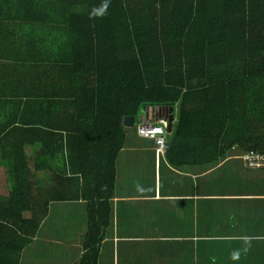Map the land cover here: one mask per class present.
Returning <instances> with one entry per match:
<instances>
[{
    "label": "trees",
    "instance_id": "obj_1",
    "mask_svg": "<svg viewBox=\"0 0 264 264\" xmlns=\"http://www.w3.org/2000/svg\"><path fill=\"white\" fill-rule=\"evenodd\" d=\"M101 2L0 0V264H20L48 197L66 198L57 176L80 175L83 197L110 190L127 116L176 106V166L264 153V0H110L91 18ZM93 208L76 264L96 261Z\"/></svg>",
    "mask_w": 264,
    "mask_h": 264
},
{
    "label": "crops",
    "instance_id": "obj_2",
    "mask_svg": "<svg viewBox=\"0 0 264 264\" xmlns=\"http://www.w3.org/2000/svg\"><path fill=\"white\" fill-rule=\"evenodd\" d=\"M147 113L168 115L161 108ZM176 118L174 107L166 141ZM137 121L125 126L108 192L83 197L80 175L57 176L71 178L56 186L66 198L48 197L20 264H76L93 206L103 216L95 264H264V167L245 166L236 145L211 164L201 154L195 164L176 166L166 149L156 154L153 140L138 135Z\"/></svg>",
    "mask_w": 264,
    "mask_h": 264
},
{
    "label": "built area",
    "instance_id": "obj_3",
    "mask_svg": "<svg viewBox=\"0 0 264 264\" xmlns=\"http://www.w3.org/2000/svg\"><path fill=\"white\" fill-rule=\"evenodd\" d=\"M167 119H155L154 117L139 116L136 123V130L141 137L149 138L154 142L156 154L163 153L167 148ZM245 166L248 168L264 167V153L246 151L240 155Z\"/></svg>",
    "mask_w": 264,
    "mask_h": 264
},
{
    "label": "clouds",
    "instance_id": "obj_4",
    "mask_svg": "<svg viewBox=\"0 0 264 264\" xmlns=\"http://www.w3.org/2000/svg\"><path fill=\"white\" fill-rule=\"evenodd\" d=\"M109 4H110V0H102V2L97 7H94L91 10V12L89 13V16L91 18L103 16L104 14H106ZM160 119H167L168 121V115Z\"/></svg>",
    "mask_w": 264,
    "mask_h": 264
},
{
    "label": "rangeland",
    "instance_id": "obj_5",
    "mask_svg": "<svg viewBox=\"0 0 264 264\" xmlns=\"http://www.w3.org/2000/svg\"><path fill=\"white\" fill-rule=\"evenodd\" d=\"M176 107V106H175ZM158 110V108H151L148 112L151 114L152 113V111H157ZM131 126V125H130ZM136 127V124L134 125V128ZM25 148H26V151H28V149H29V145H25ZM28 153H30V152H28ZM3 171L1 170L0 171V192L5 188V185H4V183H3ZM47 195H48V193H45L44 194V196L45 197H47Z\"/></svg>",
    "mask_w": 264,
    "mask_h": 264
},
{
    "label": "water",
    "instance_id": "obj_6",
    "mask_svg": "<svg viewBox=\"0 0 264 264\" xmlns=\"http://www.w3.org/2000/svg\"><path fill=\"white\" fill-rule=\"evenodd\" d=\"M172 112H173V107L170 106L168 108V111H167V113H168V125H169V122H172ZM132 121H133L132 117L127 116L124 118L123 123L125 126H127V125L130 126V125H132Z\"/></svg>",
    "mask_w": 264,
    "mask_h": 264
}]
</instances>
